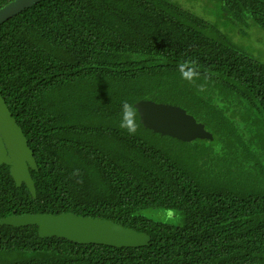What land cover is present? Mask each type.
<instances>
[{"label": "trees", "instance_id": "16d2710c", "mask_svg": "<svg viewBox=\"0 0 264 264\" xmlns=\"http://www.w3.org/2000/svg\"><path fill=\"white\" fill-rule=\"evenodd\" d=\"M215 1L264 31V0ZM181 6L41 0L0 25V94L37 167L33 198L0 166V219L73 213L151 238L113 248L2 226L0 264H264V63ZM141 100L183 108L213 140L161 137L138 115L129 135L122 103ZM156 209L182 224L140 216Z\"/></svg>", "mask_w": 264, "mask_h": 264}, {"label": "water", "instance_id": "95a60500", "mask_svg": "<svg viewBox=\"0 0 264 264\" xmlns=\"http://www.w3.org/2000/svg\"><path fill=\"white\" fill-rule=\"evenodd\" d=\"M39 1L41 0H15L6 5L0 9V25ZM134 106L138 109L139 123L154 134L182 143L213 140L212 134L205 129V126L180 107L150 100H141ZM3 165L10 168V175L15 185L18 188L25 185L35 198V186L30 174V170L37 169L33 152L0 94V166ZM2 226L13 228L36 226L41 239H65L80 245L143 248L151 241L149 235L113 221L77 216L73 213L57 216L11 215L0 219V227Z\"/></svg>", "mask_w": 264, "mask_h": 264}, {"label": "rangeland", "instance_id": "374dc122", "mask_svg": "<svg viewBox=\"0 0 264 264\" xmlns=\"http://www.w3.org/2000/svg\"><path fill=\"white\" fill-rule=\"evenodd\" d=\"M172 1L179 3L180 6L182 5L181 7L183 9L196 15H202L207 23L216 27L219 32L230 37L234 44L241 47L246 54L259 62L264 63V31L257 27L252 21L249 20L250 22H248V20H246L244 22H237L229 19L221 10L220 4L215 0H205V4L197 0ZM160 103L167 104V102ZM259 142H264V138L259 137ZM253 176H251V178ZM140 216L146 219L162 221L173 226H180L182 224V221L180 222L182 218L178 213L161 209L147 210L141 212Z\"/></svg>", "mask_w": 264, "mask_h": 264}, {"label": "clouds", "instance_id": "9594fccd", "mask_svg": "<svg viewBox=\"0 0 264 264\" xmlns=\"http://www.w3.org/2000/svg\"><path fill=\"white\" fill-rule=\"evenodd\" d=\"M137 113L138 109L134 105L127 101L122 103V117L119 127L126 130L129 135H135L138 131Z\"/></svg>", "mask_w": 264, "mask_h": 264}]
</instances>
